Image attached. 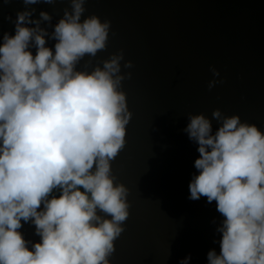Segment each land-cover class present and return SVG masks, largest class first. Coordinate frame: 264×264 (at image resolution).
Listing matches in <instances>:
<instances>
[{
    "label": "clouds",
    "instance_id": "clouds-1",
    "mask_svg": "<svg viewBox=\"0 0 264 264\" xmlns=\"http://www.w3.org/2000/svg\"><path fill=\"white\" fill-rule=\"evenodd\" d=\"M42 2L55 0H23L15 35L0 46V264H109L130 215L129 189L115 183L111 162L126 144L132 113L120 88L132 74H121L122 51L91 72L76 70L106 48L111 24L96 15L81 22L86 0H70L51 33L53 53L40 27L52 16L31 18L29 6ZM212 116L221 125L214 135L204 114H190L184 130L200 154L189 198L215 201L224 217L220 254L210 251L208 262L264 264V131L219 109ZM54 190L60 195L49 199ZM21 221L41 237L31 249Z\"/></svg>",
    "mask_w": 264,
    "mask_h": 264
},
{
    "label": "water",
    "instance_id": "water-1",
    "mask_svg": "<svg viewBox=\"0 0 264 264\" xmlns=\"http://www.w3.org/2000/svg\"><path fill=\"white\" fill-rule=\"evenodd\" d=\"M25 7L23 0H0V46L5 33L15 35L13 21ZM29 7L33 20L42 11L52 16L40 27L54 53L51 33L71 11L70 0ZM84 7L81 22L96 15L111 24L106 48L76 70L91 72L122 51L121 74H132L120 88L132 113L126 144L111 162L115 183L129 189L130 215L109 264H180L189 256L188 264H209L210 251L220 254L224 217L215 201L189 198L200 154L184 130L190 114H204L214 135L221 125L212 113L219 109L264 131V0H86ZM128 61L132 68L124 67ZM213 79L223 83L209 90ZM21 223L31 249L41 237L33 223Z\"/></svg>",
    "mask_w": 264,
    "mask_h": 264
},
{
    "label": "trees",
    "instance_id": "trees-1",
    "mask_svg": "<svg viewBox=\"0 0 264 264\" xmlns=\"http://www.w3.org/2000/svg\"><path fill=\"white\" fill-rule=\"evenodd\" d=\"M81 191H83V189H81ZM59 195H60V191L54 190V192L51 194V198H52V196H59Z\"/></svg>",
    "mask_w": 264,
    "mask_h": 264
}]
</instances>
